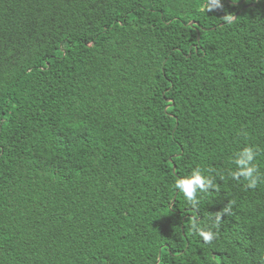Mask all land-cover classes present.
Wrapping results in <instances>:
<instances>
[{
    "label": "trees",
    "instance_id": "obj_1",
    "mask_svg": "<svg viewBox=\"0 0 264 264\" xmlns=\"http://www.w3.org/2000/svg\"><path fill=\"white\" fill-rule=\"evenodd\" d=\"M220 2L0 0V264H264V0Z\"/></svg>",
    "mask_w": 264,
    "mask_h": 264
},
{
    "label": "clouds",
    "instance_id": "obj_2",
    "mask_svg": "<svg viewBox=\"0 0 264 264\" xmlns=\"http://www.w3.org/2000/svg\"><path fill=\"white\" fill-rule=\"evenodd\" d=\"M235 2L236 0H233V3ZM222 7L223 5L220 0H203V3L200 5L202 11ZM224 19L230 23L233 17L230 13H228L224 15ZM254 156L255 153L251 147H243L235 154L234 163L237 168L235 171L230 173L234 179H240L243 177L245 181H247L246 187L251 189H255L257 187L260 179L258 169L253 163ZM211 185V179L203 176L199 168L194 169L190 175L178 177L174 181V186L179 189L188 202H192L193 208L198 206L196 203L197 192H203L208 187H211ZM191 228L196 235L203 239L204 242L210 243L215 237V233L213 231L201 226L195 221L191 224Z\"/></svg>",
    "mask_w": 264,
    "mask_h": 264
}]
</instances>
